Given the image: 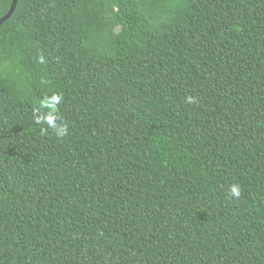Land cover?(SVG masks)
<instances>
[{
	"label": "trees",
	"instance_id": "1",
	"mask_svg": "<svg viewBox=\"0 0 264 264\" xmlns=\"http://www.w3.org/2000/svg\"><path fill=\"white\" fill-rule=\"evenodd\" d=\"M0 264H264V0H17Z\"/></svg>",
	"mask_w": 264,
	"mask_h": 264
},
{
	"label": "clouds",
	"instance_id": "2",
	"mask_svg": "<svg viewBox=\"0 0 264 264\" xmlns=\"http://www.w3.org/2000/svg\"><path fill=\"white\" fill-rule=\"evenodd\" d=\"M40 63H44L43 56L38 57ZM63 97L58 93H53L51 96H45L43 99L36 102V107L33 109L34 123L37 125H46L40 128L41 134H47L49 130L55 133V136L60 139L68 134V124L59 116L57 105L61 103ZM185 101L189 104L196 103V97L186 96ZM47 110V111H45ZM229 195L234 198H239L241 188L239 185L229 186Z\"/></svg>",
	"mask_w": 264,
	"mask_h": 264
},
{
	"label": "water",
	"instance_id": "3",
	"mask_svg": "<svg viewBox=\"0 0 264 264\" xmlns=\"http://www.w3.org/2000/svg\"><path fill=\"white\" fill-rule=\"evenodd\" d=\"M16 2H17V0H12V1H11V5H10V8H9L7 14H6L3 18L0 19V26H1V24H2L3 22H5L7 19L10 18V16L12 15V13H13V11H14V9H15Z\"/></svg>",
	"mask_w": 264,
	"mask_h": 264
}]
</instances>
